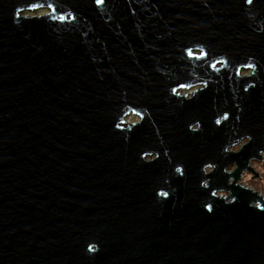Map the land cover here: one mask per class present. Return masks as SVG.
<instances>
[{
    "label": "water",
    "instance_id": "water-1",
    "mask_svg": "<svg viewBox=\"0 0 264 264\" xmlns=\"http://www.w3.org/2000/svg\"><path fill=\"white\" fill-rule=\"evenodd\" d=\"M262 154L264 0H0V264H264Z\"/></svg>",
    "mask_w": 264,
    "mask_h": 264
},
{
    "label": "rangeland",
    "instance_id": "rangeland-1",
    "mask_svg": "<svg viewBox=\"0 0 264 264\" xmlns=\"http://www.w3.org/2000/svg\"><path fill=\"white\" fill-rule=\"evenodd\" d=\"M47 13L46 9H41L32 13H25V15L27 16H38V15H43ZM250 74V71H243L241 72L242 77H246L247 75ZM199 88L197 87H193L191 89H189L188 91H183L181 92V94H186L187 96H190L191 93L193 92V90ZM126 121L129 123L132 122H137L138 119L134 116H129L128 118H126ZM246 140L242 141L236 148H231L230 150L233 152H237L241 145L243 143H245ZM264 157V156H263ZM262 164H258L257 162H251L250 166L253 169V171L255 173H257V177H254L252 174H248L246 173L243 177V179H241L240 184H242L245 187L251 188L253 191L260 193L262 196H264V159L261 161ZM233 169V168H232Z\"/></svg>",
    "mask_w": 264,
    "mask_h": 264
},
{
    "label": "flooded vegetation",
    "instance_id": "flooded-vegetation-1",
    "mask_svg": "<svg viewBox=\"0 0 264 264\" xmlns=\"http://www.w3.org/2000/svg\"><path fill=\"white\" fill-rule=\"evenodd\" d=\"M248 71H250V73H251V70H248ZM241 72H243V71H240V75H241ZM242 76V75H241ZM248 76V75H247ZM199 87V88H197V89H195V90H193V92L191 93V95L190 96H187L186 94H181V92H183V91H188L189 89H191V88H193V87ZM206 88V85L205 84H203V83H201V84H197V85H194V86H192V87H190V88H188V89H186V88H183L182 90H179V94L180 95H183V96H186V99H191L192 98V96H193V93H194V91H198V90H202V89H205ZM135 117V116H134ZM137 118V117H136ZM138 119V118H137ZM138 122V121H137ZM192 130H196L197 129V125H195V126H193L192 128H191ZM244 140H246V142L245 143H243L242 145H241V147L243 146V145H245V144H247L249 141H250V139H249V137H245V138H243L242 140H240L237 144H235L234 146H229V147H227L226 148V153L227 152H229V153H237L240 149H241V147H240V149L237 151V152H233V151H231L230 149L231 148H233V147H236V146H238L242 141H244ZM262 156H264V154H262ZM152 159H155L156 158V156L155 155H152V157H151ZM263 159H264V157H263ZM148 160V159H147ZM221 160V159H220ZM252 161H255V160H251L250 161V163H249V167L251 168V166H250V164H251V162ZM223 162H227V163H229V162H232L231 161V159L229 158L228 160L227 159H224V161ZM256 162H257V160H256ZM233 167V169H230V168H232ZM235 167H236V165H234V164H229V165H227V167L224 169V171H223V173L224 174H229V173H231L234 169H235ZM216 168V166L215 165H213V166H207L205 169H204V172L206 173V174H210V173H212L213 171H214V169ZM245 171H243L242 172V174L244 173ZM248 172V171H247ZM250 173V172H249ZM242 174H241V178H242ZM250 174H252L254 177H257V173H250ZM216 175V174H215ZM219 175V174H218ZM216 178V180H218L217 182H220V180H221V178H220V176H216L215 177ZM232 183V179H230L229 181H228V184H231ZM238 184H240L239 182H238ZM242 185V184H241ZM243 186V185H242ZM245 187V186H244ZM248 188V187H247ZM251 189V188H250ZM252 190V189H251ZM255 192V191H254ZM258 193V192H257ZM260 194V193H259ZM216 195L217 196H224V197H227L228 195H229V193H227V192H220V193H216Z\"/></svg>",
    "mask_w": 264,
    "mask_h": 264
},
{
    "label": "snow or ice",
    "instance_id": "snow-or-ice-1",
    "mask_svg": "<svg viewBox=\"0 0 264 264\" xmlns=\"http://www.w3.org/2000/svg\"><path fill=\"white\" fill-rule=\"evenodd\" d=\"M98 2H102V0H98ZM248 3H252V0H247ZM219 123V121H218Z\"/></svg>",
    "mask_w": 264,
    "mask_h": 264
}]
</instances>
